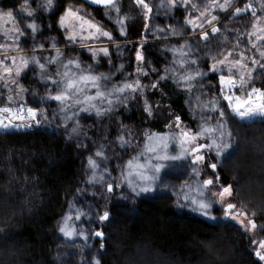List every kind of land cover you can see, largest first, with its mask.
I'll return each instance as SVG.
<instances>
[{
    "label": "trees",
    "instance_id": "obj_1",
    "mask_svg": "<svg viewBox=\"0 0 264 264\" xmlns=\"http://www.w3.org/2000/svg\"><path fill=\"white\" fill-rule=\"evenodd\" d=\"M14 2L0 0V7ZM146 3H152V0H146ZM114 7L122 16L123 13L127 16L125 23L130 40L127 42L130 43L112 46L113 53L107 58L99 57L100 64H105L118 84L140 79L143 88L134 100L133 94L127 93L129 103L118 111L104 116L91 111L97 118V126L85 134L91 143L113 151L119 161L120 149L133 153L149 140V135H168V132L171 135V121L176 125L173 129L176 133L181 127L194 130L195 117L190 113L188 100L199 93L208 95L207 90L210 84H216L218 73L206 72L209 61L204 57L207 52L203 45L208 42L200 39L198 45L183 38L179 45H174H189L186 51L190 50L191 59L198 60L203 75L192 82L190 90H186L183 83L177 85L175 79L160 81L159 87L153 90L150 85L157 81V73L168 75L173 70L183 71L178 63L179 53L171 51V42L158 39L161 29L175 34L174 29L172 25L159 23L164 13L162 7L151 13L150 20L135 0H119ZM102 10H93L99 20H103ZM167 10L171 19V11ZM159 24L164 27H157ZM234 30L238 29L233 28L225 34L231 38L230 33ZM177 47L173 46V49ZM141 49L145 60L137 61L136 52ZM138 67L143 72L153 68L157 71L145 77L143 72L136 73ZM165 69L166 72L162 71ZM49 70L55 75L52 66ZM44 81L51 83L48 78ZM41 90L48 98L50 90L47 87ZM94 91L90 93L94 94ZM145 98L152 106V115L144 110ZM177 116L181 117L179 122ZM262 133L264 135V130ZM88 149L87 143H77L68 136L65 128L55 125L47 129L0 131V264H56V258L60 260L61 246L57 242L56 227L65 197L76 190ZM208 165L204 162L199 169L209 170L218 177L216 188L227 186L229 181L222 170L213 171ZM247 169V177L254 181L249 189L257 201L264 204V153L249 163ZM133 213L129 219L111 227L104 221L97 223L96 228L105 236L100 244L104 253L102 264H264L255 254L259 242L263 241V226L254 233L250 229H234L232 225L213 224L175 208L166 200L142 204ZM81 259L85 264V258L81 256ZM64 260L62 264H68Z\"/></svg>",
    "mask_w": 264,
    "mask_h": 264
},
{
    "label": "rangeland",
    "instance_id": "obj_2",
    "mask_svg": "<svg viewBox=\"0 0 264 264\" xmlns=\"http://www.w3.org/2000/svg\"><path fill=\"white\" fill-rule=\"evenodd\" d=\"M54 2L55 7L49 12L44 11L45 0H28V5L25 4V0H15L13 5L6 4L8 6L5 5L4 8L0 7V14L5 16H7L9 11H12L20 27L24 29L26 33L23 38H17L19 42V50H17L15 43H13L9 37L3 35L5 31H9L13 27L12 22H3V27L0 28V44L12 43V48L11 50L0 49V58L5 55L11 56L14 54L17 56V62H19L21 57L29 60L33 57H39L41 58V62L45 63L47 66L45 70H41L35 63H30L29 68L24 70L20 77H15L16 84H10L8 88H5L4 81L0 80V108L12 107L15 110L18 108L19 104L22 103L25 109L32 107L37 109L39 113L38 118L40 123L38 125L29 120L26 121V123H31V127L22 126L19 129L9 130L47 129L51 128L52 125L64 129V124L69 123V121L65 120L63 114L60 113V102L45 98L42 95V88L44 89L47 87V90H50V92H53V89L59 90V85L51 87L52 83H46L44 81L52 74L49 67L52 66L54 71H64L65 69L62 64H67V58H73L81 61L82 67L91 64L94 74L110 75L105 64H100L102 61H100L99 57H107H104L103 54L99 52V48L108 47L111 54V52L113 53L114 51V47L112 46L118 43H130L127 42L130 41L125 23L127 16L124 13L122 16V13L120 14L118 9L114 7L115 5L99 8L103 9L101 11L103 20H99L93 11L94 9L87 7L78 0H54ZM186 2L190 5H199L202 10L209 0H186ZM220 2L223 3V0H220ZM249 2L258 4L259 0H242V2L241 0H232V8L230 9L231 14L220 12L219 10L215 12L209 11V18L212 14H216L219 17L217 22L219 32L217 33L211 32V28L206 24L203 26V29H192L187 21L190 18L195 19L196 16L199 15V12L196 7H186L185 0H176L177 7L175 8L171 7L167 3V0H152L149 6H151L155 12V9H159L161 4H163L161 8V10L164 9V13H162L163 18H160L159 23L162 22L164 25H170V27L172 25L175 34H173L172 31V33L163 31L158 35V39L164 40V43L167 41L171 42V49H173V46L177 47L174 44H177V39L180 36L189 40V42L192 41L194 44L199 45L201 44L200 39H202L199 37V32L201 30L208 31V43H206V46L203 45V50L207 52L204 57L205 59L208 58V64L210 65L213 63L211 56L218 55V53H224L226 57L227 52H233L238 57L239 54L243 52L246 54V57L249 58V61L250 57L256 54L251 51V44L256 41L250 34L253 31L251 25L257 23V21L253 19L250 12H244L240 16H237L234 12L235 7H243L244 4ZM26 6L34 11V17H27V13L24 11ZM66 8H74L79 11L80 14L84 16L85 20H90L102 31H108L113 39L109 40L106 37L99 36L96 29H89L87 24L85 25L84 32L81 34L79 32L80 21H74L73 23L76 24L78 31L77 39L75 42L68 41L66 37L69 29L59 26V17L64 14L62 10ZM167 9L171 11V19L168 18V14L166 13L168 11ZM248 18H250V20ZM32 19H35L38 25H40L36 34H32L30 30L26 28L27 23L31 22ZM197 23H199V21H197ZM157 27L164 26H160L159 24ZM233 28L238 30H234V32L230 33L231 38H229L225 33L233 30ZM89 32L99 38L82 40L81 35L87 37ZM246 37L248 38L245 39ZM237 40L240 41L239 46L236 45ZM180 41H182V39ZM82 43L86 46L81 47ZM180 43L181 42H179V44ZM40 44L45 45V50H38ZM53 44L57 45L64 55L57 58V63L55 65H49L48 59L50 57H56V52L52 48ZM90 49H96L98 62L97 59L91 57ZM198 55H200V52H198ZM166 58L168 59V56ZM5 62L9 66H12L10 60H6ZM93 65L97 66L94 67ZM250 67L256 68V72L253 73V86L264 87V70L260 69L257 65L250 64ZM69 68L73 73L79 71L74 65L69 66ZM202 69L205 68L202 67ZM207 71L209 73H218L216 84H210V88L207 90L209 93L208 95L199 93L195 97L189 98L187 103L190 113L195 117L194 130L181 127V130L176 133L175 130H173L174 124L171 121V135L169 132L168 135L154 134L152 135L154 138L152 141L145 140V142L140 144V147H137L136 151L133 153L128 151L125 153V151L120 149L119 155L122 157L119 156V161L113 151H109L103 145L91 143L88 136L85 134L87 130L97 126V118L93 113L91 111H77L76 119L80 121L81 131L79 135H76L72 134L69 128L67 129V133L68 136L73 138L77 143H87L89 149L83 157V164L77 178L76 190L64 199L61 217L56 227L58 229L56 231L57 242L61 246V250L59 251L60 260L56 258V264H62V260H64L63 257L66 260L63 262L68 264H82V259L80 260L81 256L85 258V264H96L97 260L102 264L104 253L100 248V244L104 241L105 236L97 237L95 235L96 232H102L96 228L97 223H102L99 216L102 215L104 211H109L110 219L104 221V223L108 227H111L120 224L124 219L132 217V215H134V210L145 203H157L166 200L171 202L175 208H181L189 215L213 224L232 225L234 229L243 231L245 229H250V226L246 228L245 224H247L249 220H254L257 225L256 229H261L260 227L262 226L264 229V218H261L264 214V204L258 202L252 190L249 189L253 186L254 181L247 177L246 172L248 170V164L264 153V135L262 133V130H264V117L253 116L244 119L237 117L233 113L231 107L228 106V102L223 100V96L231 94L244 98L245 90L239 88V80L237 79L236 87L229 90L227 85H220L218 79L221 74H228L227 67L217 65L216 72L210 71L208 67L206 69V72ZM0 75H2V73H0ZM29 89L31 90L29 91ZM248 91H250V88ZM9 97L12 98L11 102H9ZM209 100L223 106L226 111V115L222 122L223 130L231 133V136L226 137V139L231 143L232 147L221 155H216L215 151H209L207 149L201 154L206 157L205 163L217 164V168H220L228 179V185L232 186V195L230 198L226 196L225 201L235 204L237 206V212H247L246 217H240V219L245 221V224H241L239 220H233L225 215L226 204H222L218 196L215 195L219 193L223 186L216 188V184L214 183V185L211 186V191L206 193L209 200L216 201L214 206L210 209L208 216H205L199 210H195L194 205L188 204L182 199V193L190 197L198 196L199 193L195 191V186H198L205 179L214 178V176L208 172L209 170H204V172L201 170L200 175H194L193 168H199L200 164L193 165V157L190 153L185 154L182 159L157 160L156 156L164 155V150L158 149L157 153L148 151V148L154 143H159L160 137H165L169 145L166 149L167 154L179 155V138L182 131L191 133L193 131H200L202 127H215L213 120L209 119L207 124H205L203 119L204 116L209 115L215 116L216 121L220 119L216 116L215 112L210 113L208 111ZM45 113L48 114L47 119H45ZM57 115H59V118H57ZM69 116H71V113H69ZM0 131L6 130L0 129ZM206 135L208 139L205 140L201 137V143H211L212 133H207ZM118 144L122 146L121 142ZM160 147L162 149V145ZM97 151H103L105 154L104 157H96L95 153ZM89 157L97 160V163L100 164V168L96 170L97 174L104 175V182L98 185L88 183L89 177L92 174V169L88 162ZM208 157L210 159L212 158L213 161ZM130 160L133 161V165L137 163L145 165L150 175L154 172V165H162L160 171L155 173L157 179L153 184L152 191L142 193L138 196L131 193V189L124 182V177L127 176L129 171L128 162ZM204 162H201V165ZM105 169H107L108 174H105ZM134 176L135 168H133V178ZM114 181V191L111 193L107 192L105 184L113 183ZM185 182H189L191 186L185 187ZM78 214H82L80 219H76ZM212 216L216 217V219H212ZM66 222L76 230L74 235L65 236L60 232V228L64 227ZM256 229L252 231L255 233ZM85 236L87 239L84 238Z\"/></svg>",
    "mask_w": 264,
    "mask_h": 264
},
{
    "label": "snow or ice",
    "instance_id": "obj_3",
    "mask_svg": "<svg viewBox=\"0 0 264 264\" xmlns=\"http://www.w3.org/2000/svg\"><path fill=\"white\" fill-rule=\"evenodd\" d=\"M242 2V0H241ZM92 3L97 6H113L115 0H92ZM135 3L142 6L144 9V14L147 19H151V13L153 8L146 3V0H135ZM167 3L175 8L177 7L176 0H167ZM25 4L28 5V0H25ZM186 7H196L199 15L195 19H189L187 23L195 29H203V26L206 24L211 28V32H219V27L217 26L218 15L212 14L209 18V11L215 12L219 10L220 12H225L231 14L230 9L232 8V0H223V3L220 0H209L206 5L201 10L199 5H190L187 4L185 0ZM55 7L54 0H45L44 11L49 12ZM163 7V4H161ZM24 11L27 13V17H34V11L26 6ZM63 15L59 17V26L62 28L69 29L66 39L70 42H75L77 39V26L74 21H80L79 32L82 34L85 30V25L87 24L89 29H96V32L99 36H103L112 40L113 37L108 31H102L97 25L93 24L90 20H85L84 16L80 14L79 11L74 8L63 9ZM234 12L237 16H240L244 12H250L251 16L257 23L251 25L253 31L251 36L254 37L255 43L251 44V51L256 54H253L249 58L246 57V54L241 52L237 57L233 52H227V56H224V53H218V55L211 56L213 63L208 66L210 71L216 72L217 65L222 67H227L228 74H221L219 76L220 85H227L228 89L231 90L236 87L237 79L239 80V88L245 90V97L240 98L238 96H233L227 94L223 96V100L228 102V106L231 107L233 113L241 118H250L253 116H262L264 117V87H255L253 73L256 72V68L250 67L251 65H257L260 69L264 70V0H259V3L249 2L244 4L243 7H235ZM10 21L12 22L13 27L9 31H5L3 35L9 37L13 43H15L17 50H19V42L17 38H23L25 36V30L22 29L17 22V18L13 16L12 11H9L7 16L0 14V28L3 27V22ZM199 21V23H197ZM26 28L30 30L32 34H36L40 28V25L36 22L35 19H32L31 22L27 23ZM161 31H165L161 29ZM199 37L205 41L209 38L208 31L201 30L199 32ZM99 38L94 36L93 33L89 32L87 37L81 35V39H93ZM246 37L245 39H247ZM183 39L180 36L177 39V44L179 45L180 40ZM240 41H236V45L239 46ZM83 43L81 47H85ZM12 43L9 44H0V49L11 50ZM52 48L56 52V57H50L48 59L49 65H55L57 63V58L64 55L61 53L60 48L53 44ZM188 44L183 45L182 47L178 46L177 48L171 49L174 53H179V67L183 71L177 73L175 70L168 75H160L157 73V81L152 83L150 87L153 90H156L159 87L160 81L172 80L175 79L177 85L183 83L186 87V90H190L192 82L196 81L199 77L203 75V72L200 70V65L198 60L191 59L190 50ZM38 50H45V45L40 44ZM99 52L103 54L104 57L110 56V50L108 47L99 48ZM90 54L93 59H97L96 49H90ZM136 60L144 61L145 57L142 55L141 51L136 52ZM10 60L11 65L9 66L5 61ZM98 62V59H97ZM110 62V61H109ZM30 63H35L41 70L46 69V64L41 62V58L33 57L31 60L21 57L19 62H17V56L11 55L0 58V80L4 81V87L8 88L9 85H15V77H20L24 70L29 68ZM62 63V62H61ZM175 63V61H174ZM74 65L78 72L73 73L69 66ZM64 71H55V75L49 76L48 80L53 85L59 84V90L53 89V92L48 94V98L60 102V113L63 114L64 119L68 120L69 123L64 124L65 129H71L72 134L79 135L81 131L80 121L76 119L77 111L89 112L94 111L97 116H104L108 113L118 111L123 106L129 103V95L127 93L133 94L132 99L134 100L137 96L140 95V90L143 88V84L140 79H136L133 82H124L118 84L115 80V77L111 75L103 74H94L92 71V65L88 64L86 67H82V62L73 58H67V64H62ZM123 68V65H121ZM191 69V70H189ZM194 69V71H193ZM156 69H151L150 72H156ZM162 71H167L162 70ZM143 72V69L136 68V73L139 74ZM150 72H143V75L146 77ZM238 74V75H237ZM131 75V74H130ZM103 82V87H102ZM250 88V91L248 89ZM91 90H95L94 94H90ZM54 93V94H53ZM203 95V94H202ZM11 97H9V102H11ZM199 99V98H198ZM99 102V105L98 103ZM146 104L145 112L148 115H152L151 105L147 104L146 98L144 99ZM106 106H103L105 105ZM208 111L215 112L216 116L220 119L216 121L215 116H204L203 119L205 124L208 120L211 119L215 123V127H202L200 131H182L179 138L180 154L179 155H168L166 149L168 148L167 138L160 137L159 143H154L148 148L149 152L157 153L158 149L164 150V155H157V160H177L182 159L185 154H191L193 157V165L201 164L204 162L206 157L201 154L205 149L209 151H215L216 155H221L229 148L232 147L231 143L226 139L230 137L231 133L223 130V119L226 115V111L223 106L215 104L211 100L208 103ZM71 113V116H69ZM47 113H45V119H47ZM39 113L37 109L28 107L24 108L22 103L19 104L17 109L12 107H3L0 108V129L9 130V129H19L23 127H31V123H26V121H33L35 124H39L40 120L38 118ZM59 118V115H57ZM181 117L177 116L176 121H180ZM176 125H173L175 127ZM207 133H212L211 143H201L200 139L203 137L205 140L208 139ZM123 141V137L120 138ZM148 139L152 141L154 138L149 135ZM126 142V141H125ZM162 145V149L161 146ZM103 151H97L95 153L96 157H104ZM106 158V157H105ZM89 165L92 169V174L89 177L88 183L93 185H98L104 182V175H98L97 169L100 168V164L97 163V160L89 157ZM153 174H148V171L143 164L133 165V161L128 162V174L124 177V182L131 189L133 195H140L142 193H147L153 190V184L157 179L155 173L160 171L162 165L156 164L153 166ZM210 169L215 171L217 169V164L211 163L208 165ZM133 168H135V176L133 178ZM194 175H200L201 169L194 167ZM105 174H108L107 169H105ZM218 177L205 179L198 186H195V191L199 193L198 196L190 197L187 194L182 193V199L185 200L188 204L194 205L195 210L201 211L205 216L209 215L210 209L216 203L215 200H209L206 193L211 191V186L214 185L215 180ZM189 182H185V187H190ZM107 192L111 193L114 191L115 181L113 183L105 184ZM218 196L219 201L222 204H226L225 215L233 220H239L241 224H245L243 219L240 217H246L247 212H237V206L231 202L225 201V197H231L232 195V186H223L219 193L215 194ZM82 214H78L76 219H80ZM254 215V214H253ZM212 219L216 217L212 216ZM101 221H108L110 219V212L104 211L102 215L99 216ZM250 226L251 230H255L257 225L254 220H249L245 227ZM60 232L65 236H72L75 234L76 230L67 222L64 227L60 228ZM82 234V233H81ZM83 235V234H82ZM97 237L103 236V232H96ZM87 239V237H84ZM256 256L260 260L264 261V241L259 242V250L256 251ZM96 264H100V261L97 260Z\"/></svg>",
    "mask_w": 264,
    "mask_h": 264
},
{
    "label": "water",
    "instance_id": "obj_4",
    "mask_svg": "<svg viewBox=\"0 0 264 264\" xmlns=\"http://www.w3.org/2000/svg\"><path fill=\"white\" fill-rule=\"evenodd\" d=\"M80 1L81 3L85 4L87 7L91 8V9H99V8H106V7H109V6H97L95 4L92 3V0H78ZM119 0H115V3L116 4Z\"/></svg>",
    "mask_w": 264,
    "mask_h": 264
},
{
    "label": "flooded vegetation",
    "instance_id": "obj_5",
    "mask_svg": "<svg viewBox=\"0 0 264 264\" xmlns=\"http://www.w3.org/2000/svg\"><path fill=\"white\" fill-rule=\"evenodd\" d=\"M117 3H118V2H117ZM117 3H116V4H117ZM116 4H114V5H116Z\"/></svg>",
    "mask_w": 264,
    "mask_h": 264
}]
</instances>
